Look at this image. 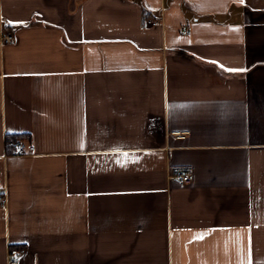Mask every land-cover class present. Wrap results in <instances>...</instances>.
Listing matches in <instances>:
<instances>
[{"label": "crops", "instance_id": "obj_1", "mask_svg": "<svg viewBox=\"0 0 264 264\" xmlns=\"http://www.w3.org/2000/svg\"><path fill=\"white\" fill-rule=\"evenodd\" d=\"M0 30V264L264 261V0H0Z\"/></svg>", "mask_w": 264, "mask_h": 264}, {"label": "built area", "instance_id": "obj_2", "mask_svg": "<svg viewBox=\"0 0 264 264\" xmlns=\"http://www.w3.org/2000/svg\"><path fill=\"white\" fill-rule=\"evenodd\" d=\"M0 40L4 43H12L15 41V37L12 33H9L4 30H0ZM178 137H184V131H175L174 132ZM13 146V154L20 156L28 153H32L35 151V146L33 144L27 143L23 139H16L12 142ZM178 181L181 184L189 183L192 181L194 175L192 171L181 172L177 175ZM6 205V195L4 193H0V207H4ZM22 251L18 248L12 247L8 251V261L10 264H17L21 259Z\"/></svg>", "mask_w": 264, "mask_h": 264}, {"label": "snow or ice", "instance_id": "obj_3", "mask_svg": "<svg viewBox=\"0 0 264 264\" xmlns=\"http://www.w3.org/2000/svg\"><path fill=\"white\" fill-rule=\"evenodd\" d=\"M240 2L243 3V0H240ZM7 23L11 24L13 22L12 21H8ZM15 23L22 24L23 22H15ZM235 30L238 31V29H235ZM228 71H243V69H228ZM80 147L81 148L83 147V140L82 139H81ZM121 155L124 156V157H128L130 154L129 153H122ZM235 235L237 236V238H239L240 233L237 232ZM203 238H204V234H199V235L194 237V239H196V240H202ZM250 242H251V239H250V236H249V244H250ZM249 257H250V252H249ZM241 264H243V261H241ZM259 264H264V261L259 262Z\"/></svg>", "mask_w": 264, "mask_h": 264}, {"label": "trees", "instance_id": "obj_4", "mask_svg": "<svg viewBox=\"0 0 264 264\" xmlns=\"http://www.w3.org/2000/svg\"><path fill=\"white\" fill-rule=\"evenodd\" d=\"M17 139V135H7L6 142L8 147H13L12 142Z\"/></svg>", "mask_w": 264, "mask_h": 264}]
</instances>
